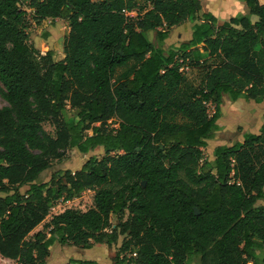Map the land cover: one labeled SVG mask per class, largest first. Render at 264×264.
Masks as SVG:
<instances>
[{"label": "trees", "instance_id": "obj_1", "mask_svg": "<svg viewBox=\"0 0 264 264\" xmlns=\"http://www.w3.org/2000/svg\"><path fill=\"white\" fill-rule=\"evenodd\" d=\"M244 1L257 21L218 25L198 0H28L29 12L0 0L1 258L45 264L54 242L121 239L114 264H264V125L213 162L203 154L224 96L264 100V0ZM56 19L68 34L53 61L27 29ZM197 20L187 43L163 50L173 27ZM72 148L104 156L37 182Z\"/></svg>", "mask_w": 264, "mask_h": 264}, {"label": "rangeland", "instance_id": "obj_2", "mask_svg": "<svg viewBox=\"0 0 264 264\" xmlns=\"http://www.w3.org/2000/svg\"><path fill=\"white\" fill-rule=\"evenodd\" d=\"M27 3L28 0H21V8L29 12L27 9ZM132 15L135 16L134 13ZM253 18L255 19L253 21L257 20L256 17ZM67 31V22L62 19L57 21L45 20L39 26L30 22L27 29L29 35L28 43L41 54H45L47 51H52L54 53L53 61H58L63 58V46ZM149 40L155 43L154 37L151 34L149 35ZM165 48L168 51L167 47ZM185 75L187 78V84L191 86H197L201 80V74L196 69L186 70ZM6 106V102L0 96V108ZM212 113L213 107L209 106V114L212 115ZM263 115L264 100L259 102L245 100L232 102L228 96H224L221 105V117L216 122L218 130L213 133L209 140H207V146L203 149L204 159L208 162H213L214 150L216 147L224 145L230 146L236 142H241L244 134L258 133L259 129L264 125ZM109 124H111V127H117L115 121H110ZM44 129L49 133H53V128L48 123L44 124ZM103 156V148H96L87 155L79 153L76 148L69 149L66 151L63 159L52 162L51 167L39 176L37 182L47 181L52 174L58 171H77L89 158L99 160ZM23 190L24 189H21V191ZM61 205L62 203H58V207ZM257 205H264V199L258 202ZM112 223H117L115 218L112 220ZM120 244L121 239L116 245H94L91 249H81L74 246L60 245L57 242H54L49 249V256L46 259L45 264H66L70 260L84 261L92 259H94V261L96 260L95 262L98 264H114L113 259ZM109 252H113L111 259L108 258ZM0 264L17 263L0 257ZM192 264H198L197 260L195 259Z\"/></svg>", "mask_w": 264, "mask_h": 264}, {"label": "crops", "instance_id": "obj_3", "mask_svg": "<svg viewBox=\"0 0 264 264\" xmlns=\"http://www.w3.org/2000/svg\"><path fill=\"white\" fill-rule=\"evenodd\" d=\"M198 1L200 2L201 5L200 14L211 15L217 21L218 25L227 23L231 19L237 16H249L250 20L252 22H255L253 21L255 20L253 18L255 16L250 15L249 8L246 6L244 0H198ZM57 20L59 19H56L55 21ZM201 23H202L201 20H197L194 22L186 21L180 26L173 27L170 31L169 38L163 42L164 46L167 47L168 50H175L181 44L187 43L191 39L194 27L196 25H200ZM171 43L174 44L172 45ZM163 44H162L163 50L167 51L166 48L163 46ZM112 255L113 252H109L108 258L111 259ZM84 261H89V260H84ZM91 261H94V259H92Z\"/></svg>", "mask_w": 264, "mask_h": 264}, {"label": "water", "instance_id": "obj_4", "mask_svg": "<svg viewBox=\"0 0 264 264\" xmlns=\"http://www.w3.org/2000/svg\"><path fill=\"white\" fill-rule=\"evenodd\" d=\"M141 185L144 186L145 183L143 182ZM195 215H198V211L196 209H195Z\"/></svg>", "mask_w": 264, "mask_h": 264}, {"label": "built area", "instance_id": "obj_5", "mask_svg": "<svg viewBox=\"0 0 264 264\" xmlns=\"http://www.w3.org/2000/svg\"><path fill=\"white\" fill-rule=\"evenodd\" d=\"M133 13H130V15H132ZM179 63H181V61H179ZM181 70H183V68L181 69ZM185 71L187 70L186 68L184 69Z\"/></svg>", "mask_w": 264, "mask_h": 264}]
</instances>
